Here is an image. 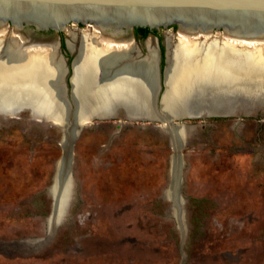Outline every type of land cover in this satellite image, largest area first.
Instances as JSON below:
<instances>
[{"label": "rangeland", "instance_id": "374dc122", "mask_svg": "<svg viewBox=\"0 0 264 264\" xmlns=\"http://www.w3.org/2000/svg\"><path fill=\"white\" fill-rule=\"evenodd\" d=\"M176 63L177 80L190 79ZM1 89L0 264H264V84L194 96L195 110L235 113L184 119L181 220L168 199L173 145L159 121L123 103L93 118L74 142L59 223L49 192L61 131L33 118L45 114L20 91Z\"/></svg>", "mask_w": 264, "mask_h": 264}, {"label": "water", "instance_id": "95a60500", "mask_svg": "<svg viewBox=\"0 0 264 264\" xmlns=\"http://www.w3.org/2000/svg\"><path fill=\"white\" fill-rule=\"evenodd\" d=\"M69 25L77 26V29L96 31L103 37H105L104 34H117L119 36H114L113 39L119 42L123 40L134 42V28L149 30L144 40L145 53L143 56L139 57L142 55L139 46L131 43L132 54L125 61H132L133 58L135 62L144 60L143 58L149 50L148 40L153 42L155 62L152 70L154 74L148 98L150 116L146 118L158 120L163 130L168 133V130L186 127L185 118L232 115L203 112L200 110L202 108L195 110L191 103L196 92L193 93L190 100L185 102V106L191 112L173 115L163 109L162 101L166 91L165 79L169 52L174 47L179 35L187 37L217 35L220 38H232L242 42L255 41L264 44V0H0L1 45L3 46L8 39L19 43V45L23 44V47L46 45L45 42L39 40L29 43L23 37L26 34H31L35 39H52L55 43L57 59L61 63V73L54 75L51 84L58 93L54 103L58 116H32L37 120L49 122L50 125L61 131L62 155L57 161L53 182L50 186V188L54 186L55 190H58L55 195L51 194L49 218L55 223H59L64 215L72 192L71 168L75 139L82 129L92 122L93 118H104L95 116V114L81 116L80 103L73 97L72 75L77 51L75 48L69 47L70 36L67 34L66 49L74 56L69 64L68 58L60 50L58 37L60 32L67 31ZM78 25L82 27H78ZM162 29H172V32L169 31L163 37L165 45L163 71L160 67L161 58L157 35L153 33V31ZM167 37H169L170 43L167 42ZM123 61V59L120 60V62ZM24 109L28 108L21 105L13 115H17ZM116 110L111 117L120 113L118 109ZM29 113L31 115L30 111ZM184 142L179 145L172 142L174 150L172 158H175L178 163L173 167V171L177 174L176 179L174 181L171 179L169 186L170 199L179 220L182 218L179 185L183 165L180 149Z\"/></svg>", "mask_w": 264, "mask_h": 264}, {"label": "bare ground", "instance_id": "6f19581e", "mask_svg": "<svg viewBox=\"0 0 264 264\" xmlns=\"http://www.w3.org/2000/svg\"><path fill=\"white\" fill-rule=\"evenodd\" d=\"M68 34L69 47L77 51L73 64L72 94L80 103L81 116H107L111 107L121 103L126 104L131 116H150L148 98L154 74V44L147 42L149 50L144 60L135 62L133 58L126 62L131 54L132 44L125 40L115 41L113 38L118 37L117 34H104L103 37L88 29L69 31ZM76 35L79 36V46L73 40ZM23 37L29 43L39 40L46 45L23 47V44L19 45L8 39L2 46L0 39V99L1 88H13L32 100L30 106L33 108L45 115L57 117L54 103L58 93L51 84L54 75L61 73V63L56 56L55 43L48 38L35 39L31 34ZM168 38L167 42L170 43ZM122 59L125 62H120ZM177 59L183 71L185 69L192 73L190 79L182 77L177 80L176 77L181 76L176 69ZM168 60L162 106L167 113L173 115L191 112L185 102L192 98L194 92L199 94L205 87L213 89L232 88L244 83L264 84L263 43L220 39L217 35H179L169 52ZM184 129L185 127H177L168 130L175 145L184 142ZM171 163L174 181L177 174L173 167L178 162L172 158ZM57 191L53 186L49 193L55 195Z\"/></svg>", "mask_w": 264, "mask_h": 264}, {"label": "flooded vegetation", "instance_id": "af4514ba", "mask_svg": "<svg viewBox=\"0 0 264 264\" xmlns=\"http://www.w3.org/2000/svg\"><path fill=\"white\" fill-rule=\"evenodd\" d=\"M78 27H82V26L78 25ZM61 33H63V32H60V34ZM133 33H134L135 40H141V42H140L141 46H139V48H140V52L142 55L139 57H142L143 54L145 53L144 40L146 39L147 34L149 33V30L144 32L142 30H137L136 28H134ZM143 33H146V34L144 35ZM153 33H155L157 35L158 45H159V49H160V58H161L160 67H161V71H163L164 65H165V61H164L165 60V45L163 42V37H162L161 33L158 31H153ZM59 41H60V50L68 58V63L70 64V62L72 61L74 56L71 55L66 49L65 37L59 36ZM168 199L171 200L170 199V190L168 191Z\"/></svg>", "mask_w": 264, "mask_h": 264}, {"label": "trees", "instance_id": "16d2710c", "mask_svg": "<svg viewBox=\"0 0 264 264\" xmlns=\"http://www.w3.org/2000/svg\"><path fill=\"white\" fill-rule=\"evenodd\" d=\"M137 30H142V31H144V32H146V31H148V29L147 28H136ZM144 35L146 34V33H143ZM212 119H215V120H219V119H225L224 117H213Z\"/></svg>", "mask_w": 264, "mask_h": 264}, {"label": "crops", "instance_id": "0c3cea01", "mask_svg": "<svg viewBox=\"0 0 264 264\" xmlns=\"http://www.w3.org/2000/svg\"><path fill=\"white\" fill-rule=\"evenodd\" d=\"M153 43V42H152Z\"/></svg>", "mask_w": 264, "mask_h": 264}]
</instances>
